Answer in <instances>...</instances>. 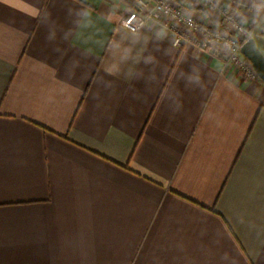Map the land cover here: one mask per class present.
<instances>
[{"label": "crops", "instance_id": "1", "mask_svg": "<svg viewBox=\"0 0 264 264\" xmlns=\"http://www.w3.org/2000/svg\"><path fill=\"white\" fill-rule=\"evenodd\" d=\"M133 4L0 0V264H264V84Z\"/></svg>", "mask_w": 264, "mask_h": 264}, {"label": "built area", "instance_id": "2", "mask_svg": "<svg viewBox=\"0 0 264 264\" xmlns=\"http://www.w3.org/2000/svg\"><path fill=\"white\" fill-rule=\"evenodd\" d=\"M202 11L213 14L209 23L200 22L174 0H134L133 8L121 20V27L135 33L147 23H155L170 33V43L180 48L187 42L217 57L223 65H232L247 76L255 77L247 60L240 55L241 46L255 31L244 26L222 0H191ZM261 36L264 38V26Z\"/></svg>", "mask_w": 264, "mask_h": 264}, {"label": "water", "instance_id": "3", "mask_svg": "<svg viewBox=\"0 0 264 264\" xmlns=\"http://www.w3.org/2000/svg\"><path fill=\"white\" fill-rule=\"evenodd\" d=\"M240 55L248 61L255 77L264 84V57L252 38L241 46Z\"/></svg>", "mask_w": 264, "mask_h": 264}, {"label": "rangeland", "instance_id": "4", "mask_svg": "<svg viewBox=\"0 0 264 264\" xmlns=\"http://www.w3.org/2000/svg\"><path fill=\"white\" fill-rule=\"evenodd\" d=\"M253 39V38H252ZM263 55V54H262ZM243 59H245L244 57H242ZM246 60V59H245ZM248 62V61H247ZM249 64V63H248ZM252 69V68H251Z\"/></svg>", "mask_w": 264, "mask_h": 264}]
</instances>
